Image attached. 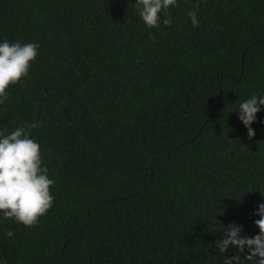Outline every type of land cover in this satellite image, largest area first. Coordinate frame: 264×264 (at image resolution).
Returning <instances> with one entry per match:
<instances>
[{
    "label": "trees",
    "instance_id": "obj_1",
    "mask_svg": "<svg viewBox=\"0 0 264 264\" xmlns=\"http://www.w3.org/2000/svg\"><path fill=\"white\" fill-rule=\"evenodd\" d=\"M136 2L0 0V43L39 46L0 132L39 124L55 181L35 226L0 214V264H223V228L259 234L264 106L252 140L237 110L264 96V0H177L156 28Z\"/></svg>",
    "mask_w": 264,
    "mask_h": 264
},
{
    "label": "clouds",
    "instance_id": "obj_2",
    "mask_svg": "<svg viewBox=\"0 0 264 264\" xmlns=\"http://www.w3.org/2000/svg\"><path fill=\"white\" fill-rule=\"evenodd\" d=\"M176 5L177 0H137L132 7L149 28H156L161 22L162 12V23L166 27L171 26L168 9ZM195 7L198 8L199 4ZM188 16L193 27H198L197 13L190 11ZM150 39L154 41L155 37ZM38 47L35 43H0V105L8 100L7 89L28 75L31 62L38 56ZM262 106L264 96L259 95L239 104L238 119L247 128L249 140L256 135L252 124L256 122ZM39 126L37 123H25L10 134L0 132V214L4 219H14L26 227L35 226L54 203L50 188L55 181L49 178L48 169L41 166L39 144L29 138V129ZM261 195L264 197V193ZM257 207L254 214L260 217L255 221L259 234L244 236L243 227L235 223L223 228V239L216 241V249L221 254H226L230 247L236 249L230 259H224L223 264H242V256L250 264H264V203ZM6 236L11 238L13 232L8 231Z\"/></svg>",
    "mask_w": 264,
    "mask_h": 264
}]
</instances>
